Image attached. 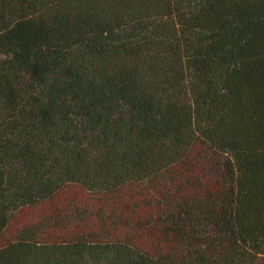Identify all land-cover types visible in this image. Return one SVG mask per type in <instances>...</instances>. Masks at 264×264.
Returning <instances> with one entry per match:
<instances>
[{"label": "trees", "instance_id": "16d2710c", "mask_svg": "<svg viewBox=\"0 0 264 264\" xmlns=\"http://www.w3.org/2000/svg\"><path fill=\"white\" fill-rule=\"evenodd\" d=\"M0 264H264V0H0Z\"/></svg>", "mask_w": 264, "mask_h": 264}]
</instances>
